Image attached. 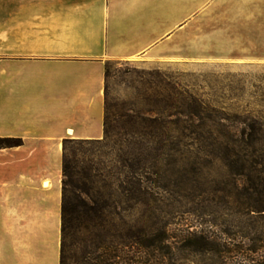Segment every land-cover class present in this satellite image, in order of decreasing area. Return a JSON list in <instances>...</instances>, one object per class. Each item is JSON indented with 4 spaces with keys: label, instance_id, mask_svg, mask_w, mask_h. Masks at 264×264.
Wrapping results in <instances>:
<instances>
[{
    "label": "rangeland",
    "instance_id": "374dc122",
    "mask_svg": "<svg viewBox=\"0 0 264 264\" xmlns=\"http://www.w3.org/2000/svg\"><path fill=\"white\" fill-rule=\"evenodd\" d=\"M237 5L238 13L224 9L212 17L206 37L200 28L204 21H196L184 58L109 61V145L104 139L68 145L69 154L82 166L92 167L98 179H106L108 173L117 178L126 157L125 131L121 128L124 114L141 117L152 110L153 117L183 123L184 135H174L182 141L180 152L174 146L159 145L161 149L143 158V162L158 161L150 170L149 162L141 163L143 186L151 188L154 195L144 199L131 217L111 221L113 232L134 226L141 241L154 245L119 248L120 264L128 254L134 255L138 264L264 261V211L251 212L250 207L259 204L250 190L245 191L258 181L256 171L264 169V39L258 31V15L263 13H257L258 3L253 4L255 11L249 17L255 28L249 38L244 35L237 43L231 37V23L237 16L243 20L244 13L243 4ZM215 28L223 33L222 38L209 36ZM245 122L253 128V139L261 143L236 148V155L224 151L219 145L230 143V128L241 130ZM177 138L170 140L171 144ZM251 164L253 171H249ZM242 171L248 176H242ZM79 248H74L73 264H81Z\"/></svg>",
    "mask_w": 264,
    "mask_h": 264
},
{
    "label": "crops",
    "instance_id": "0c3cea01",
    "mask_svg": "<svg viewBox=\"0 0 264 264\" xmlns=\"http://www.w3.org/2000/svg\"><path fill=\"white\" fill-rule=\"evenodd\" d=\"M238 3L231 37L258 3L264 39V0H0V138L22 141L0 149V264H60L63 142L104 138L107 63L184 58Z\"/></svg>",
    "mask_w": 264,
    "mask_h": 264
},
{
    "label": "trees",
    "instance_id": "16d2710c",
    "mask_svg": "<svg viewBox=\"0 0 264 264\" xmlns=\"http://www.w3.org/2000/svg\"><path fill=\"white\" fill-rule=\"evenodd\" d=\"M107 66L108 64L106 65V74ZM105 95L106 115L103 141L107 146L111 140L107 86ZM153 114L154 112L150 110L141 117L132 116L130 113L123 115L124 121L121 128L125 131L126 157L121 161L123 168L119 169V177L117 178H115V175L108 173L106 179H98V176L92 173V167H88L87 165L82 166L75 156L69 154L68 145L73 141L91 143L92 141L100 142L102 139L64 140L60 264H73L75 258L73 251L76 245L80 246L81 264H120L117 261L120 252L119 248L128 247L129 249H135L141 245H145L146 247L154 246L141 241L133 230L134 226L125 227L127 229L123 227L120 232L119 230L113 232L112 230L115 226L111 223L113 218L123 219L124 217H131L137 211V206L143 204L144 199H148V197L154 195L151 188L143 186L144 173L141 172L143 170L141 163L144 156L150 155L151 151L165 146L170 148L174 146L173 149L177 152L181 151L182 141L174 136L177 133H180L181 136L184 135L182 130L184 129L183 123H181L180 119L163 120L162 118L153 117ZM178 114L181 115L180 112ZM217 126H222L221 128L226 129V126L224 127L222 124ZM251 127V125H246L245 122V126L241 130L230 128V143H222L219 146L224 151L228 153L232 152L234 155L236 148L241 149L242 146L253 147L255 144L258 145L259 142L261 143V140L253 139V128ZM167 134V139H163L162 141V137ZM175 138H177V142H172L171 144L170 140ZM146 139H149L147 143L145 142ZM166 141L167 144H170L162 145V142ZM21 142L19 139L0 138V149L16 147ZM216 143L217 146L218 142ZM148 162L145 161L143 163L148 165ZM149 163L152 167H148V170L154 168L158 164V161ZM253 168L251 164L249 171H253ZM246 170L249 173L248 169ZM256 172L258 181L252 182L251 187L245 190L246 192L250 190L252 196L257 197L255 204H259L250 207L252 208L251 212L264 211V169ZM240 174L248 176L243 171ZM202 240L204 243L206 242L204 238ZM123 264L138 263L134 255L130 256L128 254ZM261 264H264V261Z\"/></svg>",
    "mask_w": 264,
    "mask_h": 264
},
{
    "label": "bare ground",
    "instance_id": "6f19581e",
    "mask_svg": "<svg viewBox=\"0 0 264 264\" xmlns=\"http://www.w3.org/2000/svg\"><path fill=\"white\" fill-rule=\"evenodd\" d=\"M46 187H49L50 186V183H49V181L48 182H46Z\"/></svg>",
    "mask_w": 264,
    "mask_h": 264
}]
</instances>
